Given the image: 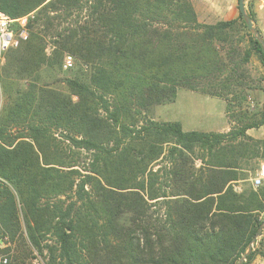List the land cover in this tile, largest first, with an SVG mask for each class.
Segmentation results:
<instances>
[{
  "label": "trees",
  "instance_id": "1",
  "mask_svg": "<svg viewBox=\"0 0 264 264\" xmlns=\"http://www.w3.org/2000/svg\"><path fill=\"white\" fill-rule=\"evenodd\" d=\"M0 10L33 16L0 69V264H25L20 240L43 264L264 258V183L236 188L254 170L246 161L264 158V139L246 133L264 125V107L242 104L241 71L252 53L264 65V49L240 12L204 23L192 0H0ZM43 25L54 30L48 54ZM67 54L64 93L38 72ZM179 88L222 98L229 129L148 115Z\"/></svg>",
  "mask_w": 264,
  "mask_h": 264
},
{
  "label": "rangeland",
  "instance_id": "2",
  "mask_svg": "<svg viewBox=\"0 0 264 264\" xmlns=\"http://www.w3.org/2000/svg\"><path fill=\"white\" fill-rule=\"evenodd\" d=\"M237 2L238 0H232L231 3L235 4V8L238 11ZM192 4L196 11L198 20L200 22L209 23L213 20V7L219 8L220 6L227 4L229 6L230 3L227 2V0H192ZM245 10L248 13V9L245 8ZM38 29L41 31V35L46 42V53L48 54L51 51V44L53 41L52 35L54 30L53 28L45 25L39 26ZM242 38L244 40L241 42L240 46L243 48L248 45V30L245 28H241L239 34H235L233 37L235 41ZM3 63L4 61L0 64V69ZM71 67L70 68L72 70L64 69L63 63L61 69L43 66L38 72V78L41 81L52 83V86L64 93H67L68 90L62 80L74 73V65L72 64ZM241 71L244 75L243 81L246 84V97L242 100V104L246 105L249 110L257 111L262 109L264 107V65L260 62L258 56L255 53H252L249 61L243 64ZM4 101L5 94L2 92L0 86V107ZM233 104L236 105V102ZM148 115L155 120L179 121L184 130L220 131L226 128L227 120L229 121L225 115V101L222 98L208 96L199 91H193L185 88H179L177 90L176 97L173 102L152 106ZM261 130H259L258 127L254 128L251 130V135H255L256 139H264L258 138L259 135L264 137V128ZM261 160L262 159L250 158L246 161V165L244 166L250 169L254 168V170L252 172H245L247 178L240 181L238 183L239 186H242L243 188L252 187L251 178L256 175ZM259 239L260 236L256 238V241ZM256 244L257 242H255L252 247L256 246ZM5 247L6 244L4 241L0 240V251ZM16 249L20 255V259H23L25 264L29 261H32L34 264H43V257L39 256L35 251L30 253L21 240L16 243ZM0 257L7 258V254L0 252ZM262 260L264 261V258Z\"/></svg>",
  "mask_w": 264,
  "mask_h": 264
},
{
  "label": "built area",
  "instance_id": "3",
  "mask_svg": "<svg viewBox=\"0 0 264 264\" xmlns=\"http://www.w3.org/2000/svg\"><path fill=\"white\" fill-rule=\"evenodd\" d=\"M32 14L18 18H10L6 13L0 10V64L4 61L5 53L16 48L22 41L28 37V19ZM73 64L71 55H65L63 60L64 69H68ZM264 183V159L261 160L258 171L251 178L252 187L257 188Z\"/></svg>",
  "mask_w": 264,
  "mask_h": 264
},
{
  "label": "crops",
  "instance_id": "4",
  "mask_svg": "<svg viewBox=\"0 0 264 264\" xmlns=\"http://www.w3.org/2000/svg\"><path fill=\"white\" fill-rule=\"evenodd\" d=\"M227 2L230 3L229 6L227 4V5L220 6L219 8L218 7L216 8L213 7V9L211 8L213 20L210 21L209 23H215L216 21H220V20L236 19L238 17L239 10L237 11V9L235 8V4L231 3L232 0H227ZM245 8H247L248 11L250 10L253 13V20H252L253 24L255 28L257 29V31L264 38V0H245ZM165 121H169V120H165ZM262 128H264V125H261L260 127H258L259 130H261ZM228 129H229V121L227 120L226 128L218 132H225ZM252 129L254 128L247 129L246 133L253 137L255 135H251ZM199 131H202V130H199ZM254 138H256V136ZM258 138H264V137L262 135H259ZM236 188L240 190L242 186L236 185ZM262 259L263 258L260 255H256L255 258L251 261V264H264V261Z\"/></svg>",
  "mask_w": 264,
  "mask_h": 264
},
{
  "label": "water",
  "instance_id": "5",
  "mask_svg": "<svg viewBox=\"0 0 264 264\" xmlns=\"http://www.w3.org/2000/svg\"><path fill=\"white\" fill-rule=\"evenodd\" d=\"M237 8L242 16V19L246 27L252 33L256 41H258L264 49V39L261 36V34L257 31V29L255 28L252 19L250 18L249 14L245 10V0H238ZM255 242H256V238H254L253 241L249 244L247 251L241 256L239 263H241L245 259V257L250 253V251L252 250V246Z\"/></svg>",
  "mask_w": 264,
  "mask_h": 264
}]
</instances>
